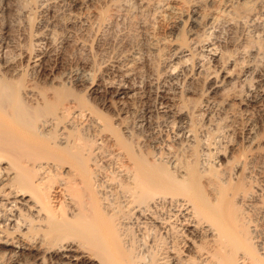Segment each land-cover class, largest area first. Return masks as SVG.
Instances as JSON below:
<instances>
[{
  "label": "bare ground",
  "instance_id": "bare-ground-1",
  "mask_svg": "<svg viewBox=\"0 0 264 264\" xmlns=\"http://www.w3.org/2000/svg\"><path fill=\"white\" fill-rule=\"evenodd\" d=\"M0 264H264V0H0Z\"/></svg>",
  "mask_w": 264,
  "mask_h": 264
},
{
  "label": "rangeland",
  "instance_id": "rangeland-1",
  "mask_svg": "<svg viewBox=\"0 0 264 264\" xmlns=\"http://www.w3.org/2000/svg\"><path fill=\"white\" fill-rule=\"evenodd\" d=\"M71 0H69V2H70ZM73 1H76L77 3H87V1L88 0H73ZM220 31H221V33H220V40L222 41V42H224L223 43V45H225V44H229L230 43V41L232 40V35L229 33V32H227V30L225 31V30H223V29H220ZM226 32V33H225ZM15 35H16V37H18L17 38V40H20V42L22 41V33L21 32H19L18 33V31H16V33H15ZM61 35H63V34H61ZM108 37H109V35H108V33H103L101 36H100V41H99V43L97 44V46L95 47V50L94 51H96V52H94L93 51V55H87V54H85V53H83V52H77V51H70V52H65V51H62V56L60 57V71H62V73H61V75L63 76V75H65V73L66 74H68L69 72L68 71H70L72 68H81V67H83L86 63H88L89 62V60L90 61H92V60H95L96 62L98 61L99 62V59L102 57V56H104L105 58L104 59H106V60H108L111 56H113V50H116L115 48H117L118 46H119V44H120V40L119 39H116L114 42H112V43H109V41H107V39H108ZM226 41H227V43H226ZM22 43V42H21ZM100 45V46H99ZM105 46V47H104ZM114 48V49H113ZM104 52V53H103ZM63 53H64V55H63ZM82 53V54H81ZM65 58V59H64ZM95 58V59H94ZM97 58V59H96ZM103 58V57H102ZM108 58V59H107ZM94 61V62H95ZM95 62V63H96ZM209 62V61H208ZM99 67V66H98ZM99 70V69H98ZM102 71V70H101ZM65 72V73H64ZM26 75H28V76H25L24 75V78H25V80L26 79H28L29 78V75H30V72L29 71H27L26 73H25ZM59 74H60V72H59ZM60 75V76H61ZM61 76V77H62ZM97 76L98 75H96V77H95V75L92 77V79L93 80H96L97 79ZM23 78V79H24ZM95 78V79H94ZM95 82V81H94ZM40 83V82H39ZM68 83H70V82H68ZM71 84V85H70ZM70 84H67L66 86L68 87H66V86H64V87H66L69 91H70V89H72V91H70L71 92V94L72 95H74V96H80L81 98H84L85 100H90L93 104L95 103V98H94V96L90 93V91L89 90H87V87H89V85H85V86H80V87H76V86H73V87H71L72 86V83H70ZM40 86H41V83H40ZM63 87V86H62ZM63 87V88H64ZM71 87V88H70ZM65 88V89H66ZM75 88V89H74ZM84 88V89H83ZM64 89V90H65ZM80 91V92H79ZM78 93V94H77ZM79 93H80V95H79ZM83 93V94H82ZM83 97H82V96ZM93 99V100H92ZM87 100V101H88ZM112 101H114L113 99L111 100V102ZM95 105H96V103H95ZM102 107V106H101ZM142 109V110H141ZM139 112H141V114H143V112H144V107L142 106V107H140L139 108Z\"/></svg>",
  "mask_w": 264,
  "mask_h": 264
}]
</instances>
